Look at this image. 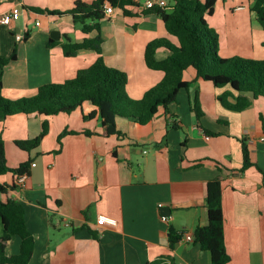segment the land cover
Instances as JSON below:
<instances>
[{"label":"crops","instance_id":"1","mask_svg":"<svg viewBox=\"0 0 264 264\" xmlns=\"http://www.w3.org/2000/svg\"><path fill=\"white\" fill-rule=\"evenodd\" d=\"M75 1L0 0V11L17 7L20 12L12 23L0 24V55L8 56L14 48L17 54L3 68L5 97L32 96L40 85L63 82L95 61L89 49L63 54V41L78 42L86 34L70 15L50 12H63ZM166 1L167 9L172 8V0ZM253 1L215 0L207 22L219 31L222 57L264 59V28L249 8ZM144 2L129 7L128 16L114 7L100 21L103 60L127 73L126 91L135 99L163 76L147 67L146 44L158 37L176 42L157 13H142ZM55 28L60 37L49 46ZM17 33L28 37L17 40ZM155 55L163 59L167 51L159 48ZM183 79L190 82L188 89H181L177 101L147 123L116 118L122 135L103 136L98 115L84 119L94 109L89 102L70 113H17L0 120L9 166L33 159L23 184L6 194L25 207L26 226L34 238L28 264H145L168 257L174 264H210L208 251L194 241L179 240L170 248L168 228L193 235L196 226L207 223L206 183L216 177L222 187L227 264H264V97L234 111L218 101L229 86L216 88L197 78L191 67L184 70ZM195 94L199 116L192 109ZM229 100L234 101L232 95ZM43 123L47 131L36 148L27 152L14 144L39 134ZM242 140L251 162L244 170ZM12 181L10 172L0 175V183ZM164 206L169 207L166 221L160 217ZM99 215L115 221L99 220ZM19 245L15 237L6 251L18 253Z\"/></svg>","mask_w":264,"mask_h":264},{"label":"trees","instance_id":"2","mask_svg":"<svg viewBox=\"0 0 264 264\" xmlns=\"http://www.w3.org/2000/svg\"><path fill=\"white\" fill-rule=\"evenodd\" d=\"M172 2L170 9L156 6L142 10L143 14L157 13L168 35L175 37L176 42H172L169 37H158L146 44L144 61L147 67L162 71L163 76L140 98L135 99L128 95L127 73L104 62L100 35V21L106 17L105 4L119 8L123 15L128 16L132 13L129 7L138 5V0H76L71 8L50 13L70 15L73 23L79 24L81 32L86 34L78 42L69 38L63 41L61 47L64 56H74L80 50L89 49L95 52V61L90 66L79 69L73 77L63 82L42 84L34 95L13 100L2 94V73L3 68L16 59V48L8 56L0 55V120L17 113L28 117L70 113L81 107L84 102H89L94 109L83 115L84 119H92L98 115L101 121L100 133L103 136L122 135L116 126V118L145 124L160 109L167 110L171 103L177 101L179 91L188 89L190 82L183 79V72L189 67L195 70L197 78L210 82L216 88L229 86L228 91L218 95V101L227 109L241 111L251 104L252 99L264 97V59L241 55L222 57L218 53L219 31L207 22V17L214 12L215 0ZM249 8L264 28V0H254ZM92 32L96 34L89 37L88 34ZM27 37L28 33L24 34V39ZM56 43L57 40L50 38L47 44L51 46ZM159 48L167 51L163 59L156 58L155 54ZM231 95L234 101L229 100ZM192 104L196 115L202 114L197 94ZM46 131V123H43L39 134L28 139H16L14 144L19 149L30 152L40 144ZM85 133L89 135L92 132ZM241 150V169L244 170L251 165L249 150L244 140ZM112 153L115 155V150ZM32 160L29 157L16 167L8 166L4 142L0 135V175L10 172L14 177L10 184L0 183V264H28L32 257L34 238L26 226L25 207L19 200L6 197L9 191L16 189L17 178L30 173ZM221 196L220 179L216 177L208 180L205 195L207 223L196 226L193 230V241L208 251L210 264H227L229 261L224 241ZM90 233L94 235L93 232ZM181 235L172 226L168 228L170 248L180 240ZM15 237L20 239L19 252L9 254L6 246ZM168 259L149 260L145 264H174L172 257Z\"/></svg>","mask_w":264,"mask_h":264},{"label":"built area","instance_id":"3","mask_svg":"<svg viewBox=\"0 0 264 264\" xmlns=\"http://www.w3.org/2000/svg\"><path fill=\"white\" fill-rule=\"evenodd\" d=\"M167 1L166 0H145L144 2V6L145 8H151V7H161V8H167ZM104 12H105V16H110L113 12H114V7L107 3L104 6ZM19 9L17 7L11 8L9 10H3L0 11V24H10L12 23V21L16 20L19 16ZM38 24V23H36ZM16 39L17 40H23L24 39V34L22 33H17L16 35ZM262 140L264 139L261 138ZM25 175L19 176L17 178V186H21L24 182L25 179ZM161 206V204H159V207ZM161 219L163 221H166L168 219V216L165 214H161L160 215ZM99 220H105L108 222L113 223L115 220L113 218L104 216V215H99L98 216ZM180 240H184V241H193L194 240V236L190 233H186L181 235Z\"/></svg>","mask_w":264,"mask_h":264},{"label":"water","instance_id":"4","mask_svg":"<svg viewBox=\"0 0 264 264\" xmlns=\"http://www.w3.org/2000/svg\"><path fill=\"white\" fill-rule=\"evenodd\" d=\"M50 36H51L53 39H58V38L60 37V33H59V31L55 28L54 30H52V31L50 32ZM161 212H162L163 214L168 215V214H169V207H168V206H164V207H162Z\"/></svg>","mask_w":264,"mask_h":264},{"label":"rangeland","instance_id":"5","mask_svg":"<svg viewBox=\"0 0 264 264\" xmlns=\"http://www.w3.org/2000/svg\"><path fill=\"white\" fill-rule=\"evenodd\" d=\"M9 153L10 154V151L8 152L7 149H6V153H5V156L6 154ZM7 159V158H6ZM12 162L10 160L7 161V165L9 166Z\"/></svg>","mask_w":264,"mask_h":264}]
</instances>
